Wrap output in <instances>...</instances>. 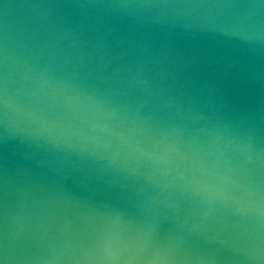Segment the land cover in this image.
<instances>
[{"label":"water","instance_id":"water-1","mask_svg":"<svg viewBox=\"0 0 264 264\" xmlns=\"http://www.w3.org/2000/svg\"><path fill=\"white\" fill-rule=\"evenodd\" d=\"M0 264H264V0H0Z\"/></svg>","mask_w":264,"mask_h":264}]
</instances>
